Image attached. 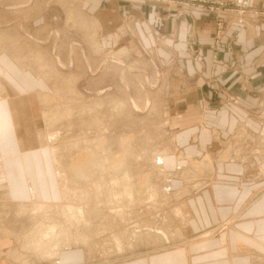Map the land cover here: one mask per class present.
I'll return each instance as SVG.
<instances>
[{"label": "rangeland", "instance_id": "obj_1", "mask_svg": "<svg viewBox=\"0 0 264 264\" xmlns=\"http://www.w3.org/2000/svg\"><path fill=\"white\" fill-rule=\"evenodd\" d=\"M147 1H150V0H134V2H138L140 4H143L144 2H147ZM155 1H159V0H155ZM78 3L80 5L81 1L80 0H13V4H10L8 7L9 8V11H8L9 27H4L6 29L8 28L9 31H2V29L0 28V52L1 53H4V52L8 53L11 56L12 60H15L16 63L19 65V67L22 70L23 69L24 70L28 69L29 71L32 70L31 72L36 76L35 79L29 80V83H30V91L29 92L30 93L26 97V98H28V97L30 98V104H31L30 106H31V112H32V115H31L32 120H31L30 125H29V127H31V130L28 127L27 129L23 130L24 133L22 132L23 133L22 135H24L23 137H25L24 143L25 144L27 143L28 145H30L29 149H30V151L32 153V157H33L34 184L36 183L37 187H43L44 189L48 188L47 185H48L49 180H50V173L47 172L49 169V161H48L47 157H45V152H46L45 148H47V151H48L47 153L49 154L50 153L49 152L50 146L51 147L55 146L56 150H59V149H62L63 147H65L62 149L63 152L61 150H59V152H57V153H60V154L62 153L60 156H62V159L63 158L65 159V160H63L64 164H68V165H64V167L62 168L61 171H63V172H62V174L59 175L60 178H56V186H57L56 192H55V195L53 197V200L49 201V202H52V204H56L54 206V210H52L53 209L52 206L51 207L48 206L49 203H47V205H45L46 207H42V208H40V210H36L37 211L36 212V211L31 210L30 207L33 208V205L30 206L31 204L29 205V207L27 209H26V207L28 205L24 206L21 209V207L19 205V203H21V202H12L11 201L12 199H10L8 197H7L8 202L3 203L0 201V205H1L0 206V210H1L0 216L2 217V219L0 218V222L1 221L5 222V223L1 222L2 224L0 223L1 224L0 229L2 228L1 229L2 232H0V234L2 233V235L0 236V238H2L1 245L6 244V246L4 248L0 249V260L2 261V259H3L5 261H7L8 264H16L19 261H20L19 264H24V261H25L24 256L25 255H27L26 257L28 260L27 259L26 260L28 261L29 264L30 263L31 264H39L41 262H46L47 259L50 258V257L43 258L40 256V254L37 255L35 250L32 251L33 249L32 250L30 249L31 251H29V249H28L29 247H26V246H28V245H26L28 243L24 242L23 237H26V235L28 236L32 230V227L35 228V225L37 223H41L44 221L46 222L47 221L46 219L51 218V216L53 214L52 215H50V214L53 212L55 214L52 217H54L57 220H55L54 218H51L52 221L50 219H48L47 222L58 223L59 215L61 216L60 219H62V213H61V211H58V210H60L59 205L60 206L62 204L64 205L66 202L65 201L66 199H61V198H60V200L58 199V193H59L60 188H61L60 187V181H59L60 179H61V183H64L62 181H67L70 184V186H73V187L75 185H79L78 183L80 181L83 182L82 183L83 185L80 184L79 185L80 187H78V188L74 187V188L76 189L75 192L77 193L78 196L80 195V196L86 197V198H83L84 201L82 199V202H80L81 200L77 201V205H80L84 209V211L87 210L86 208L91 210V208L94 206H95L94 209L95 208H99V210L102 209L101 206H103L104 203L102 202L103 205H101L100 203L95 202V201H98L100 199L99 198L100 196L98 197V199L96 197V194L100 193V191L97 190V188H99V187H97L98 186L97 185L98 180H96L97 176L96 175H95L96 177L92 176V175H94V174H92L90 176V179H88V180H85V179L80 178L78 176V178H79L78 179L77 176H75V174H74L75 172L71 171L69 173L66 171V170H70L69 166L72 164L71 162L76 161V159L74 158L75 156L80 161V162L78 161V163L82 164L81 160L83 157L81 158V156H84V158H83L84 160H86L85 158L87 157V155H88V159H89V157H92L95 155H96V157L97 156L103 157L104 155H108L106 153H108L110 151V149H111V152H109L110 155H113L114 154L113 152L119 153L120 156L115 153L117 158H121V159L123 158V160L126 159L125 161H129V164L127 163L128 168L130 167V169H131V167L134 168L135 166L137 168L139 167L138 169L137 168L132 169L133 172L136 169L138 170L137 172H135L138 174L137 175L138 177H134V176H136V174H134L132 172L134 175L132 174L133 176H132V179L130 181L133 184L132 190L135 192V194H133V196L135 197L134 199H136L139 204L134 202L135 204H137V207L135 205H134L135 208L130 207L132 210L131 211L132 213H130V215H128L129 218H131V216H132L131 214L136 213L135 218H134V216L132 218L137 219L136 215L138 214L139 209H141L140 210L141 216H143L145 214L148 215V212L149 211L151 212V210L155 216L156 215L159 216L161 213V215H160L161 217H162L163 211L166 213L168 212L167 214L163 215L165 217V218L163 217L164 219H169L168 223H167V221L165 222V220L163 218L162 219L164 221H161L162 220L161 217L157 218V216H156L157 219L153 218L154 215L150 212H149L150 217H148V216L146 217V215H145V218H147L146 221H145L144 216L143 217L140 216V212H139V214H138L139 219L141 217L144 220L140 219L143 221H138V222H142V223H138V222H136L137 220H131L130 219L132 221L131 222L129 220V218H127L128 216L126 214L128 212L124 216H121V217L126 216V220H125V218H124V220H123V218H122V220H120L121 217L118 216L119 214H116L119 212L115 213V211H112V210H115L114 209L115 206L109 208V206L107 207L104 205L105 210H104V207L102 210L105 212H103V215H105L106 212L107 213L112 212V214H108L107 217L103 216L104 218L108 219L110 217V219H112L114 217L116 218V216H117V217H119V220H120L119 222L122 221V223L124 222L126 224L125 221H127L126 225L123 224L124 227L127 225L129 226V225L133 224L132 226H130L131 230L132 229L135 230L136 228L139 227L138 230L140 232H142V230L140 229V226H142L144 223H146L149 220H151L152 222L153 221L157 222L154 224V222L152 223L150 221L151 226H149L150 227L149 231H144L145 235H147V236H145V237L142 236V238H144V239H146V241H148V243H146V241H144V239H141V237L140 238L136 237L138 239H134V236H133L132 242L128 241L129 236H128V234L124 233V230L125 229L129 230L130 231L129 233H132L133 230L131 231L130 228H126V227H125V229L124 228L121 229V227H120V229H116V228H119V226L115 225L116 224L114 222V221H116L115 218H114V220L112 219L113 221L109 219L110 221L107 220L108 221L107 222L106 219L101 220V218L102 219H104V218L102 217V212H100V213L97 212V211H99L98 209H96L97 211L91 210L95 214V216H93V217H92V215H94V214H92V212L89 213L90 211L87 210V213H88L87 218H90V217H92L93 219L95 217L97 218V219L95 218V220H94L95 223L92 222L93 219L91 218L92 220L89 221V223L91 222L90 225H83L82 224L81 226H78V228L76 227L73 229L71 228L70 225L67 227L71 228L70 231L71 230L73 231V233L71 232L72 235L74 233H76V230H74V229H77V231H78L77 233H81L82 231H84V232L86 231L85 230L86 228L84 229L83 227H88L87 229L90 231L89 237H91V240L93 239L92 241H94V243L89 242L90 240H86V241H88V243L83 242V240H81L82 241L81 242L79 239V242L82 243L80 245L78 240H76L75 238L78 239L79 236L81 238L82 234L81 235L74 234L72 236V238L74 240H76V242H78V244L76 242H74V240H73V241H71V243L74 242V245L76 243L75 247L71 243H69V244L67 243L69 247L68 246H66V247H68L70 249H72L71 248L72 246H73V248H77V247L83 248L84 250H86L87 255L90 259H92V258H103V259L107 260L109 258H120L122 256H126L130 253L136 252V250L139 248H151V247L155 248V247H159V246H164V245H154V244H165V245H167V244L172 245L173 244V245H176V244L181 243L182 240H186L185 228H186V224L188 222H186V224H184V226H183V237L180 236L181 225L186 220H188L189 215H190V213L188 212V205L184 206L185 199H188L190 197L185 196V195H187L188 192L190 193L191 191H193L192 189H194L199 184L203 183L202 186H200L197 189H200L201 187H203L204 185H207L209 183L210 178H212L214 176V171H215L214 166H215V163L217 161L223 162L225 160V162H226L227 160H230V159H233L235 162L240 161V162H242L241 166H243V172L241 174V176L243 175V177H242V179L240 178L241 180H243L245 182H252L254 180H256V181L260 180V182L264 183V166L262 165V163L264 162V136H261V135L255 133L254 131H251L250 129L245 127L246 124L243 122H238V121L234 122L233 127H235V125H237L236 130L230 135V137L227 140L220 139L219 134L217 135V137H215V134L217 132L214 131L212 134V137H214L215 144L219 145V147L218 146L208 147V148H206V150H203L199 156H193V157L187 156V154L183 153V151H180L179 149H177L176 145H175V139L176 138L174 136V130L171 127L172 123H170V120H168V118L166 117L167 112L169 110L172 111L175 108L173 106V103L170 101L171 98L168 97V95L170 93L166 88L165 68L162 66H159L158 69H155L153 67V65L150 64V60H149L148 55L145 54L142 50H140V49L135 50L134 49L135 50L134 51V50H131V48L126 47L127 45L130 44L131 39L134 38V35H133V32H131V31L129 32V27H128V30L125 31V29H124L125 24L123 26H118L117 28H115V30H113V32H111L110 34H107V35H103L101 33L102 21H100V19L99 20L97 19L99 24L97 23V21L92 20L94 23L93 24L92 21H90L91 20L90 19V20H88L89 22H87L89 25L88 24L86 25L85 24L86 22L83 25V23H81V20H80L81 17L78 16L81 13L78 14L75 11L77 9V6H79ZM250 4H251V2H250ZM187 5L188 4H186V6ZM233 6H234V4H233ZM82 8L83 7L81 6V12L85 13L86 16L88 15V17H92V18L95 17L93 14L88 13L85 9H82ZM220 8L223 9L222 7H220ZM206 9H208V8H206ZM250 9H251V6H249L248 8H245L242 11L240 10L237 12H231L229 10L225 11L224 9H223V11L227 15V17H231L230 20L232 22H234V21L237 23L239 22V23L243 24L244 26L248 22V20L250 23L251 22L256 23V22L262 21L261 19H263L262 16H264V11H259L258 13L254 12L255 14L252 15L251 14L252 12H250ZM261 10H264V8ZM219 12L221 13V11H219ZM83 13H82V15H83ZM241 17L243 18L242 22H240ZM33 18H35V20H33ZM32 21H34V23H36V24L34 25ZM91 23H92V25H91ZM138 25H139V23H138ZM95 26H97V28ZM132 26H133V22L130 23L131 28H132ZM139 29H140V32H142L144 34L145 30H147V25L140 26ZM126 35H128L129 37H127V38L123 37ZM100 37L101 38L109 37V40H107L105 43V41L102 40ZM121 37H122V40H120ZM123 46H125V47H123ZM39 59H41V60H39ZM41 62H43V63L45 62L44 63L45 64L44 65L45 70H47L49 73H51V76L48 77V79H50V80H47L41 76V71H43V70H40L38 67L39 64H41ZM47 67H49V68H47ZM53 70H54V72H53ZM57 72L59 74L58 76H57ZM53 73L56 75L53 76ZM72 85L74 87V90L73 89L70 90ZM75 88H76V93H73L75 91ZM37 92H40L41 94L37 95ZM74 94H76L77 96L80 97L79 98L80 101L77 99L78 97L75 98L76 95L74 96ZM42 95H45L46 100L42 99V98H44ZM3 96H6L8 98L7 100H9L11 98L10 102H12V103H14L16 100L15 95H13L12 97H8V94H2V96L0 97V113L2 115H3V113H2L3 106L5 105L4 104L5 101L2 100V99H4ZM28 99H26V101ZM85 103H89V104H85ZM90 103L93 104V108L91 107L92 105ZM57 104H58V106H57ZM63 106H65V107H63ZM67 106H68V108H67ZM77 106H78V109H77ZM61 107H63L64 109L67 108L68 110L66 109L65 111H67L68 113L65 112L64 115L59 114V110ZM87 107H88V109H87ZM94 107L96 109L98 108L97 109L98 113H97V111H95L96 109ZM114 107H115V109H113ZM53 108H55V109H53ZM64 109H63V111H64ZM263 109H264V106H262L260 109V112L257 113L256 116H254L255 119L260 120V121L263 120L260 118V116H262ZM42 110L44 112H46L47 116L50 117L48 119L49 121L46 120V124L52 127L53 133H54V131L56 132L57 138L54 139L53 141L50 139V138H53V136L51 137L50 133L48 132L51 130L50 129L47 130L45 127H44V129H42V127L44 125L42 127L40 126L39 115H41V118H42V115H43ZM49 111L52 113H48ZM63 111L61 112V110H60L61 113H63ZM91 111L96 112V113L93 114ZM89 112L92 114L90 115ZM69 113H70V115H69ZM99 113H100V115H99ZM52 114L53 115L55 114L54 115L55 118L53 117ZM77 114H79V115H77ZM98 115H99V118H97ZM59 116L62 118H60V120L56 119V118H59ZM91 116H93V117L97 116V117H96V119H92ZM89 117H91V118H89ZM50 119H52L53 121H50ZM89 119H91V120H89ZM95 120L97 123H94ZM87 121H93V122H91L92 123L91 124ZM50 123H52L53 126ZM103 127H104V130L102 129ZM105 129H106V131H105ZM28 131H29V133L27 135V133H25V132H28ZM100 131H101V133L103 131V134H101ZM109 132L111 135L109 134L106 136H109L110 140L108 141L109 138L107 137L108 139L106 141L113 143L114 147L109 145L110 143H108V142H107V147H105V144H106L105 139H102L103 137L100 138L101 136H105V134L109 133ZM49 136H50V138H49ZM95 136L99 137L97 139H100V140L93 138ZM112 136H114V137H112ZM15 137H17L16 140H18L17 134ZM90 137L93 139L90 140L89 139ZM119 137L122 139V141L118 140V139H120ZM21 138L22 137H20V141L22 140ZM111 139H113V140H111ZM71 140H72V142H71ZM31 141H33L34 146L32 145ZM95 141L97 143L104 141V143H105L104 147L105 148L103 150H100L98 148L99 150H97L96 149L97 144L96 143L92 144V142H95ZM81 143H82V148L84 147V151L81 150V153H80ZM86 143H88V144H86ZM10 145H12L11 142H10ZM56 145L59 147H57ZM69 145H71L72 147ZM87 145L90 147V149L87 148ZM60 146H61V148H60ZM112 147L114 149H112ZM139 147L141 148L140 151L137 150V149H139ZM66 148L69 149L70 151L77 149L76 152L77 151H79V152L73 153V152L69 151L70 152L69 153ZM86 148H87V150H86ZM106 148H108V149L105 150ZM64 149H66V150H64ZM93 149H95V150H93ZM126 149H127V151H125ZM89 150H91V151L89 152ZM64 151L68 152V153H66V157H70V156L72 157L73 156L72 157L73 159H71V157H70V159H71L70 162H67L70 160L69 158L64 157L65 156V155H63V154H65ZM85 151L87 154L85 153ZM91 152H93L92 156L90 155ZM124 152H127V154H125ZM72 153H73V155H72ZM88 153H90V154H88ZM131 153H133V154H131ZM67 154H69L70 156H68ZM123 154H124V156H123ZM0 155L3 156L4 154L0 152ZM79 155H81L80 158L78 157ZM125 155H126V157H125ZM140 156H142V157H140ZM226 157H228V158H226ZM129 159H131V160H129ZM86 162H88V160ZM86 162H83V164ZM130 162H132V164ZM133 162H136V163L140 162V164L142 166H140V164L135 165V163H133ZM75 163H73V165ZM159 163H160V165H159ZM53 164H54V162H53ZM130 165H132V166H130ZM157 165H159L160 167ZM64 168H66V169H64ZM143 168H144V170H142ZM210 168H212V169H210ZM206 171H208V172H206ZM65 172L70 174V176L69 175L66 176V180H65V175H67V174ZM160 173H162V174H160ZM193 173H195L196 175ZM61 175H62V178H61ZM140 175H142V176H140ZM91 177H92V179H91ZM167 177H168V179H167ZM195 177H196V179H195ZM74 178H76V179H74ZM93 178L94 179L96 178L95 179L96 181L93 180ZM138 178H139V180H138ZM201 178H204V179H201ZM77 179L79 181H76ZM80 179H82V180H80ZM83 180L87 181L86 184L89 183V181H90L89 185L84 184L85 181H83ZM92 180H93V183H92ZM138 183H141V184H138ZM192 183H194V184H192ZM92 184L93 185L96 184V186L95 185L92 186ZM158 184L161 186V187L159 186L160 188L157 187ZM89 186H90V188H89ZM190 186H191V188H190ZM82 187H85V188H82ZM92 187H95V188H92ZM153 187H155V188H153ZM163 187L166 188V192L164 191L166 194L165 193L163 194V190H165V188H163ZM187 188L188 189L190 188L189 189L190 191H186L184 193V190ZM87 189H88V191H87ZM94 189H96V190H94ZM197 189H194V191ZM84 190H86V191H84ZM154 190L155 191L160 190V193L162 191L161 194H159V192H157V195H159V196L155 195L158 200L157 199L156 200L148 199V196ZM80 191L82 193L85 192L87 194L90 191V194L83 195L85 193L81 194ZM78 192H79V194H78ZM92 192L93 193L96 192V194L93 195ZM76 193L73 196L68 197V198L72 197L69 200H71V202H72V199H73L72 203H74V204L76 203L75 201L77 199V198H75ZM102 194H104V193H101V196H102ZM167 194H170L169 196L172 198H170ZM98 195H100V194H98ZM94 196H95V198H94ZM103 196L101 197L102 198L101 200H103ZM59 197H60V195H59ZM162 197H168L171 199V201H170V199L168 200V198H166L167 200H165V201H167V202H165L164 201L165 198H163L162 200L160 199ZM93 198L97 199V200H94ZM62 200H63V202H62ZM101 200H99V201L101 202ZM253 200L254 199H252L251 202ZM93 201L97 204H95ZM130 201L128 203L133 206L134 203H132V201L131 202ZM9 202H12L13 204L9 203ZM55 202H59V203H55ZM89 202L90 203L93 202L95 205H93V203H92L91 204L92 206H91L90 204H88ZM156 202H159V203H156ZM60 203H62V204H60ZM152 203H154L155 205L153 206ZM166 203H168L167 204L168 208L167 207L163 208L164 205L166 206ZM10 204L11 205L15 204L16 207L14 206L12 209L15 210L17 208V210H19V211L10 210L12 206L11 207L6 206V205H10ZM25 204H28V203H25ZM52 204H49V205H52ZM99 204H100V206H99ZM97 205L99 207H96ZM144 205H146V206L143 208ZM147 205H149V206L147 207ZM150 205L153 207L151 208ZM157 205H159V206H157ZM56 206H58V207H56ZM18 208H20V209H18ZM46 208L48 209V211ZM106 208L109 209L110 212H108L109 210H107ZM23 209H25V210H23ZM161 209L163 211L160 212L159 210H161ZM165 209L167 211H165ZM4 210H6V211H4ZM8 210L10 212H12V211L13 212L10 213V212H8ZM20 210H22V211H20ZM134 210H136V212ZM143 210H147L146 211L147 213ZM49 211H50V213H49ZM142 211H143V213H142ZM158 211H159V213L157 214ZM96 212H97V215H96ZM3 213H5V214H3ZM6 213H9V214L7 215ZM35 213H37V215L34 216ZM113 213L116 216H113ZM17 214L19 215V217L16 218L15 216H18ZM13 215H15V216H13ZM28 215H30V216L33 215V216L29 217ZM38 215L40 217L44 216L43 219H42V217L40 219H38V217H37ZM88 215L90 217H88ZM167 215H169V216H167ZM7 216L9 218L11 217V219H8ZM12 216L15 217V219ZM20 216L22 217V219L20 218ZM24 216H25V218L27 216L26 221H25V218H23ZM56 216H57V218H56ZM236 216H237L236 214L233 215V217H236ZM28 217L32 218L30 222H32V220H33L31 225L34 223V220L36 218V221L32 227L29 224V220H27V219H29ZM33 217H35V218L33 219ZM5 219H7L8 221ZM116 219H118V218H116ZM159 219H160V221H159ZM40 220H41V222H39ZM99 220L102 222L106 221V223L108 225L111 221L114 222L113 224L109 225V227H107L108 228L107 230L104 228V230H106V231H109V232L111 231L112 232V233H110L111 235L107 234L108 232H106L104 230H101L102 233L99 232L100 227L98 228L97 226H101V229H102V225L104 224V222L102 223ZM9 222L13 223V225L9 224ZM96 222L102 223V225H99V223H96ZM119 222H117V224H119ZM134 222L139 226L137 227L136 224H134ZM24 223L28 224V226L25 225ZM93 223L97 224V225H95L94 229L91 228V225H93ZM130 223H132V224H130ZM161 223H162V225H161ZM150 224H148V225H150ZM165 224H167V225H165ZM29 225H30V227H29ZM104 225H103V227H106V225L105 226ZM120 225H121V223H120ZM110 226H112L114 229L117 230L116 231L117 233L114 232L116 235L113 234L114 230ZM133 226H136V227L133 228ZM20 227H21V229H19ZM25 227H26V229H30V231L26 230ZM96 227L99 229V230H97L99 232V235H96L94 237V234L95 233L98 234V233L96 231L93 234V233H91V231L92 230L95 231L97 229ZM4 228L12 231V233L8 232V231L4 232L3 231ZM17 228L20 231L19 232L17 230L19 235H17L18 233L15 230ZM110 228H111V230H110ZM59 229H61V227ZM81 229H82V231H81ZM14 230L17 234L14 232ZM23 230H24V232L27 231L26 234H24L23 232L21 233V231H23ZM119 231H122V232L120 233ZM87 232H85V233H87ZM160 232L161 233L163 232L162 234H164V236L166 238L160 237L162 235L157 234ZM164 232L167 234L165 235ZM3 233H5V234H3ZM122 233L125 234V237H122V236H124V234L121 235V239H123L122 242L128 241L131 243L135 242L134 244H136V246L134 244H132V245H134L133 247H135V248H131L132 245H130L129 243H126L127 245H126V247L124 245V247L126 248L125 250H127L126 251L127 253L124 252L125 250H122V252L119 253L120 251H118L116 249V244L111 243V242H115L113 240V238H110L111 236L117 237V236H120V234H122ZM6 234H10V235L4 236ZM91 234L93 235V237L91 236ZM106 234H107V241H105L106 239L104 240V238H106V237L103 238V236H105ZM12 235H15V237H13ZM16 236L21 237L22 241L20 242V240H17ZM86 237H88V235H86ZM98 238L99 239L101 238V241ZM179 238H181V239H179ZM14 239L17 240V242H16L17 245L15 244L14 241H16V240H14ZM96 239H98L97 240L98 242L96 241L97 243H95ZM111 239H112V241H111ZM133 240H137V242H140V243L138 244V243H136V241H133ZM102 241L109 242V243L105 244V242H102ZM124 242H123V244H125ZM18 243H19V245H18ZM22 243H25V244H22ZM91 243L94 245H92ZM99 243H101V245H99ZM103 243L105 244L104 246L102 245ZM20 244H22L24 246H22ZM67 244H65V245H67ZM84 244H87V245L84 246ZM95 244H97V245H95ZM109 244H110V246L113 245V246H111V248L113 247V249H115L117 251L113 252L112 249H110V250L109 249H106V250L103 249L104 247L105 248L109 247ZM95 246H97V248H99V246H100V249H97ZM101 246H103V247H101ZM127 246H131V247H128V248H131L130 249L131 252L127 248ZM24 247L26 249H23ZM90 247H92V249ZM64 249H66V248L63 247V248L59 249V251L56 254V257H51L49 260L58 259L60 256L59 254ZM107 250H109L111 252L110 254H112V255H110L108 253L109 251L107 252ZM30 252L31 253L33 252L35 255L34 256H32V254L30 255ZM7 253L11 254L9 259L7 258V255H8ZM19 253H20V257L15 258V257L19 256ZM23 253L25 255H23ZM113 253H114V255H113ZM5 254H7V255H5ZM28 255H30L29 257H31V258H29ZM35 256L37 258H35ZM12 258H14V259H12ZM21 258L24 259V261H21ZM33 258H35V260ZM41 258L44 260L39 262L38 260H41ZM10 259H12V260H10ZM15 259L17 262L14 261ZM18 259H19V261H18ZM13 262H16V263H13ZM21 262H23V263H21ZM28 263L25 262V264H28Z\"/></svg>", "mask_w": 264, "mask_h": 264}, {"label": "crops", "instance_id": "obj_2", "mask_svg": "<svg viewBox=\"0 0 264 264\" xmlns=\"http://www.w3.org/2000/svg\"><path fill=\"white\" fill-rule=\"evenodd\" d=\"M80 1L77 6L80 11L82 6L95 16L92 19L102 21L103 35L125 24V31L129 27L134 35L126 47L142 50L155 69L165 68L168 97L175 108L166 117L172 123L177 149L193 157L208 147H219L213 132H217L215 137L219 134L220 139L227 140L236 130L235 121L264 136V109L260 116L263 120L254 118L264 106V16L262 21L248 20L244 26L232 22L220 7L214 10L202 7L204 0H150L143 4L134 0ZM250 1L252 15L264 11L261 10L264 0ZM10 4L13 0H0L2 31H9L4 27H9ZM138 23L147 25L144 34ZM101 39L106 43L109 37ZM35 77L28 69L22 70L8 53L0 54L3 87L0 95L16 96L14 103L3 96V115L0 113V152L4 154L0 155V200L3 202H8L7 197L21 203L52 201L56 192L47 148V172L52 180L45 190L34 184L33 157L22 135L32 120L30 98L26 97L30 93L29 80ZM39 119L42 127L41 115ZM25 133L28 135L29 131ZM241 163L233 159L217 161L209 183L197 189L201 183L194 188L197 190L186 195L190 197L185 199L190 215L181 225L183 237V226L188 222L186 240L181 243L154 244L164 246L139 248L126 256L107 260L90 259L80 247L68 248L62 250L57 260L39 264H264V183L241 180ZM1 240L0 249L6 246L1 245ZM0 264L8 263L2 259Z\"/></svg>", "mask_w": 264, "mask_h": 264}, {"label": "bare ground", "instance_id": "obj_3", "mask_svg": "<svg viewBox=\"0 0 264 264\" xmlns=\"http://www.w3.org/2000/svg\"><path fill=\"white\" fill-rule=\"evenodd\" d=\"M241 1V0H240ZM243 1V0H242ZM246 5H243V3L242 4H240L239 6H240V8H248L249 7V4H250V0H245V1H243ZM248 5V6H247ZM66 6V5H65ZM74 7V6H73ZM76 7V6H75ZM244 9H242V10H244ZM241 10V11H242ZM78 14L79 13H81L80 15H78V16H80L81 17V23H83V25H84V23L87 25L88 23L87 22H89L88 20H90V21H92V20H94V19H92V17L90 18V17H88V16H86V14L85 13H83V15H82V12L78 9V7H77V9L75 10ZM240 22H242V20H243V18L241 17L240 18ZM92 23H93V21H92ZM92 23H91V25H92ZM98 23V22H97ZM96 23V24H97ZM94 24V23H93ZM95 24V25H96ZM89 25V24H88ZM96 28H97V26H95ZM99 28V27H98ZM93 35V34H92ZM95 44V43H94ZM101 47V46H100ZM3 50V49H2ZM98 50V49H97ZM13 55V54H12ZM15 57V56H14ZM38 58V57H37ZM17 60V59H16ZM39 60H41V59H39ZM20 63V62H19ZM45 63V62H44ZM43 62H41V64H39V69L40 70H43V71H41V76L43 77V78H45V79H47V80H50V79H48V77H50L51 76V73H49L47 70H45V67H44V64ZM47 68H49V67H47ZM30 71H32V70H30ZM53 72H54V70H53ZM60 73V72H59ZM56 74H54L53 73V76H55ZM59 74H58V72H57V76H58ZM62 75V74H61ZM60 77V76H59ZM52 81V80H51ZM52 83V82H51ZM60 85V84H59ZM56 87V86H55ZM72 87H73V85H72ZM71 87V89L70 90H74V87L72 88ZM0 89H3V87L1 86V84H0ZM58 90V89H57ZM69 90V91H70ZM72 92V91H71ZM73 93H76V88H75V91L73 92ZM1 95H2V93H1ZM1 95H0V97H1ZM76 94H74V96H75ZM44 98H42V99H44V100H46L45 98V95H42ZM78 97V98H77ZM75 98H77L78 100H79V96H77L76 95V97ZM83 98V97H82ZM41 99V100H42ZM80 101V100H79ZM85 104H89V103H85ZM91 105V107L93 108V104L92 103H90ZM60 105V104H59ZM57 106H58V104H57ZM79 106V105H78ZM78 106H77V109H78ZM89 106V107H90ZM113 106V105H112ZM63 107H65V106H63ZM63 107H61L60 108V110H61V112L63 111ZM90 107V108H91ZM56 108V107H55ZM55 108H53V109H55ZM58 108V107H57ZM63 108V109H62ZM67 108H68V106H67ZM66 108V109H67ZM74 108V107H73ZM95 108V107H94ZM66 109H64V111H63V113H61L60 112V110H59V114H63L64 115V113L65 112H67V111H65ZM71 109V108H70ZM75 109V108H74ZM87 109H88V107H87ZM96 109V108H95ZM98 109V108H97ZM97 109L95 110V111H97ZM101 109V108H100ZM99 109V110H100ZM113 109H115V107L113 108ZM68 110V109H67ZM72 110V109H71ZM90 110V109H89ZM79 111V110H78ZM81 111V110H80ZM102 111V110H101ZM112 111V110H111ZM42 112H43V115H42V125H44L43 127H45L47 130L48 129H50L51 131H48L49 133H50V136L52 137L53 136V138H50V136H49V138L53 141L54 139H56L57 138V135H56V132L54 131V133H53V129H52V127L51 126H49V125H47L46 124V120L47 121H49L48 119L50 118L49 116H47V114H46V112H44L43 110H42ZM92 112V111H91ZM113 112V111H112ZM48 113H52V112H48ZM68 113V112H67ZM71 113V112H70ZM70 113H69V115H70ZM90 113V112H89ZM93 114L94 113H96V112H92ZM92 113H90V115L92 114ZM97 113H98V111H97ZM101 113V112H100ZM100 113H99V115H100ZM263 114H264V112H263ZM53 115V114H52ZM51 115V116H52ZM55 115V114H54ZM53 115V117L55 118V116ZM77 115H79V114H77ZM99 115H98V117L97 118H99ZM58 116V115H57ZM61 116V115H60ZM59 116V118H56V119H58V120H60V118H62V117H60ZM92 117V119H96V117H93V116H91ZM91 117H89V118H91ZM89 120H91V119H89ZM50 121H53L52 119H50ZM102 121V120H101ZM87 122H89V123H91V122H93V121H87ZM99 122V121H98ZM44 123V124H43ZM94 123H97L96 122V120H95V122ZM51 125H52V123H50ZM92 124V123H91ZM103 125V124H102ZM50 128H49V127ZM53 126V125H52ZM103 130H104V127L102 128ZM105 131H106V129H105ZM241 131V130H240ZM100 133H101V131H100ZM105 133V132H104ZM101 134H103V131H102V133ZM110 134V132L109 133H106L105 134V136H101L100 138H102V139H105V141L109 138V136H106V135H109ZM111 135V134H110ZM113 135V134H112ZM106 137V138H105ZM108 137V138H107ZM112 137H114V136H112ZM86 138V137H85ZM93 138H95V139H97V138H99V137H93ZM93 138H89L90 140L91 139H93ZM120 138V137H119ZM79 139V138H78ZM101 139V140H102ZM118 139V138H117ZM97 140H100V139H97ZM96 140V141H97ZM110 140V138L108 139V141ZM111 140H113V139H111ZM118 140H121L122 141V139L120 138V139H118ZM92 142V144H97L96 145V149L97 150H103L105 147H107V142L108 141H106V144L104 143V141H102V142H100V143H97V142ZM71 142H72V140H71ZM86 142V141H85ZM91 142V141H90ZM108 143H110L109 145H111V146H113V143H111V142H108ZM66 144V143H65ZM86 144H88V143H86ZM85 144V145H86ZM90 144V143H89ZM104 144H105V147H104ZM53 145V144H52ZM84 145V146H85ZM57 146V145H56ZM64 146V145H63ZM69 146H71V145H69ZM57 147H59V146H57ZM72 147V146H71ZM92 147V146H91ZM114 147V146H113ZM112 147V149H114ZM60 148H61V146H60ZM63 148H65V147H63ZM62 148V149H63ZM87 148H89L90 149V147L87 145ZM87 148H86V150H87ZM94 148V147H93ZM99 148V149H98ZM62 149H59V150H61L62 151ZM67 149V148H66ZM66 149H64V150H66ZM75 149V148H74ZM108 148H106L105 150H107ZM59 150H56V147L55 146H50V148H49V157L51 158L50 160V162H52V174H51V178H53V181L54 180H56V178H60L59 177V175L60 174H62V172L63 171H61L62 170V168L64 167V165H68V164H64V162H63V160H65L64 158L62 159V156H60L61 154L60 153H57V152H59ZM68 150V152L70 151L69 149H67ZM77 150V149H76ZM76 150H71L70 152H76ZM81 150H83L84 151V147L82 148V143H81V147H80V153H81ZM93 150H95V149H93ZM96 150V151H97ZM104 150V151H105ZM119 150V149H118ZM137 150H141V148L139 147V149H137ZM52 151V152H51ZM56 151V152H55ZM91 150H89V152H90ZM115 151V150H114ZM117 151V150H116ZM120 151V150H119ZM125 151H127V149L125 150ZM63 152V151H62ZM67 151L65 152L64 151V153L65 154H63V155H65L64 157L65 158H69L70 159V155L69 154H67L68 156H70V157H66V153H68ZM69 152V153H70ZM77 152H79V151H77ZM76 152V153H77ZM102 152V151H101ZM106 152V151H105ZM108 152V151H107ZM109 152H111V149H110V151ZM109 152L108 153H106V154H108V155H104L103 157H101V156H97L96 157V155L95 156H92V154H93V152H91V154L90 153H88V154H90L92 157H89V159H88V155H87V157L85 158L86 160H84L83 158H84V156H81V155H79L78 157L80 158V156H81V158H82V160H81V162H82V164L81 163H78V159L76 158V156L74 157L75 159H76V163L75 162H71L72 164L69 166V168H70V170H66L67 172H71V171H73V172H75L74 174H75V176H77V178H78V176L80 177V178H83V179H85V180H88V179H90V176L92 175V174H94V175H92V176H97V179L96 180H98L97 181V187H99V188H97V190L98 191H100V193H98V194H100V195H98V194H96V192H92L93 193V195L94 194H96V197H97V199H98V197L100 198L99 200H101L102 198V196H103V200H101V202L98 200V201H95V202H97V203H100L101 205H103L102 204V202L104 203V205L105 206H109V208H111V207H113V206H115L114 207V209L115 210H112V211H115V213L116 212H119V213H116V214H119L118 216H124L127 212V216L128 215H130V213H132L131 211V208H133L134 207V205L137 207V204H139L138 203V201L136 200V199H134L135 197L133 196V194H135V192L132 190V186H133V184L130 182L131 181V179H132V176L134 175V174H136V176H134V177H138L137 175V173H135V172H137L138 170V168L135 166L134 168H137L134 172H133V170L132 169H134V168H132L131 167V169H130V167L128 168V164H129V161H125V160H123V158L121 159V158H117V156H116V154H118L119 156H120V154L119 153H116V152H113L112 154L113 155H110L109 154ZM52 153V154H51ZM73 153H72V155H73ZM75 153V154H76ZM79 153V154H80ZM85 153H86V151H85ZM97 153V152H96ZM100 153V152H99ZM125 154H127V152H124ZM87 154V153H86ZM129 154V153H128ZM131 154H133V153H131ZM143 154V153H142ZM51 155V156H50ZM102 155V154H101ZM239 155V154H238ZM123 156H124V154H123ZM145 156V155H144ZM73 157V156H72ZM71 157V159H73ZM125 157H126V155H125ZM140 157H142V156H140ZM245 157V156H244ZM226 158H228V157H226ZM53 159V160H52ZM71 159L69 160V161H67V162H70L71 161ZM136 159V158H135ZM141 159V158H140ZM247 159V158H246ZM88 160V162H86ZM129 160H131V159H129ZM225 161V160H224ZM247 161V160H246ZM245 161V162H246ZM53 162H54V164H53ZM66 162V163H67ZM80 162V161H79ZM83 162H86V163H84L83 164ZM137 162V161H136ZM136 162H133V163H135V165L137 164V165H139L140 164V162H138V163H136ZM160 162V161H159ZM73 163H75L74 165H73ZM128 163V164H127ZM131 164H132V162H130ZM161 163V162H160ZM160 163H159V165H160ZM159 165H157V166H159ZM130 166H132V165H130ZM140 166H142L141 164H140ZM156 166V167H157ZM160 167V166H159ZM162 167V166H161ZM141 168V167H140ZM64 169H66V168H64ZM189 169V168H188ZM210 169H212V168H210ZM132 170V171H131ZM142 170H144V168L142 169ZM141 170V171H142ZM161 170V169H160ZM140 171V170H139ZM211 171V170H210ZM134 174H133V173ZM186 172V171H185ZM206 172H208V171H206ZM212 172V171H211ZM66 173V172H65ZM166 173V172H165ZM64 174V173H63ZM67 175H65V180H66V176H70V174H68V173H66ZM72 174V173H71ZM133 174V175H132ZM160 174H162V173H160ZM167 174V173H166ZM193 174H195V173H193ZM196 175V174H195ZM212 175V174H211ZM64 176V175H63ZM74 176V175H73ZM95 176V177H96ZM140 176H142V175H140ZM25 177V176H24ZM133 177V178H134ZM187 177V176H186ZM61 178H62V175H61ZM142 178V177H141ZM189 178V177H188ZM74 179H76V178H74ZM79 179V178H78ZM76 180V181H79V180ZM91 179H92V177H91ZM94 178H93V180H95ZM167 179H168V177H167ZM195 179H196V177H195ZM194 179V180H195ZM201 179H204V178H201ZM50 180H52V179H50ZM64 180V179H63ZM80 180H82V179H80ZM85 180H83V181H85ZM93 180H92V183H93ZM95 180V181H96ZM138 180H139V178H138ZM141 180V179H140ZM193 180V181H194ZM60 181V191H59V195H60V197L58 196V199L60 200V198L61 199H66L65 201V204L63 205L62 203H60V204H62L61 206L59 205V207H60V210H58V211H61V213H62V219H60V215H59V219H58V223H56V222H47L48 221V219H50L51 220V218H54V217H52L55 213L53 212V213H51L50 215H52L51 216V218H48V219H46L47 221L44 223V222H41V220L43 219V217H42V219L39 221V222H41V223H37L36 225H35V228H33L32 226H33V224L35 223V221H36V218L35 217H33V219L35 218V220H34V223L31 225V223L33 222V220H32V222H30L31 221V219L32 218H29V217H31V216H33V215H28L29 217V219H27V220H29V224L31 225V227H32V230H31V234L29 233V235L27 236L26 235V237H23V240H24V242L25 243H28V244H26V245H28V246H26V247H29L28 249H29V251H31L32 249V251H34L35 250V252H36V254L38 255V254H40V256L41 257H43V258H47V257H56V254H57V252L59 251V249H61V248H63V247H65L66 249L69 247L68 246V244L69 243H71V241H73L74 239L72 238V236L74 235V234H79V235H81L82 237L80 238V236H79V238L77 239V238H75L76 240H78V242H79V239H80V241L81 240H83V242H87L88 243V241H86V240H90L89 242H92V243H94V241H92L91 240V237H89L90 235V231L87 229L88 227H83L86 231L85 232H87V233H85L84 231H82V229H81V231L84 233H77L78 231H77V229H74V230H76V233H74L73 235H72V233H73V231L71 230L70 231V229L72 228H78V226H81L82 224L83 225H90L91 224V222L89 223V221H91L93 218V216H95V214L91 211V210H96V209H98L99 210V208H95L94 209V207H90L91 208V210L90 209H88V208H86L88 211H90L89 213H91L92 212V214H94V215H92V217H90L89 215H88V217H90V218H87V210L86 211H84V209L80 206V205H77V201H80V202H82V199L83 198H86L85 196H78L77 195V193L75 192L76 191V189L74 188V187H80L79 185L81 184V185H83L82 183V181H80L78 184L79 185H75L74 187L73 186H70V184L67 182V181H62V182H64V183H61V179L59 180ZM75 181V182H76ZM165 181V180H164ZM86 182L87 181H85L84 182V184H86ZM157 182V181H156ZM188 182V181H187ZM16 183V182H15ZM74 183V182H73ZM89 183H90V181H89ZM89 183H87L86 185H89ZM152 183V182H151ZM165 183V182H164ZM138 184H141V183H138ZM153 184V183H152ZM192 184H194V183H192ZM74 185V184H73ZM95 186H96V184H94ZM93 184H92V186H94ZM155 185V184H154ZM153 185V186H154ZM200 185V184H199ZM91 186V185H90ZM90 186H89V188H90ZM160 185L158 184L157 185V187L158 188H160L159 187ZM165 186V185H164ZM87 187V186H86ZM138 187V186H137ZM184 187V186H183ZM15 188V187H14ZM82 188H85V187H82ZM88 188V187H87ZM92 188H95V187H92ZM153 188H155V187H153ZM157 188V189H158ZM163 188H165V187H163ZM185 188V187H184ZM190 188H191V186H190ZM189 188V189H190ZM81 189V188H80ZM79 189V190H80ZM188 189V188H187ZM187 189H185L184 190V193L186 192V191H190L189 189L187 190ZM46 190V189H45ZM56 190V189H55ZM90 190V189H89ZM94 190H96V189H94ZM93 190V191H94ZM156 190V189H155ZM152 191L151 192V194L148 196V199H152V200H156L157 198H156V196H159V195H157V192H159V194H161L162 193V191H161V193H160V190L159 191ZM192 190H194V189H192ZM41 191H42V189H41ZM84 191H86V190H84ZM87 191H88V189H87ZM166 192V188H165V190H163V194ZM43 192V191H42ZM41 192V193H42ZM76 193V197L75 198H77L76 199V203L74 204V203H72L73 202V199H72V202H71V200H69V199H71V198H68V197H70V196H73L74 194ZM80 193L81 194H83V193H85V192H81L80 191ZM91 193V194H92ZM101 193H104V194H102V196H101ZM8 194V193H7ZM78 194H79V192H78ZM88 194H90V191H89V193ZM87 193H85V194H83V195H88ZM166 194V193H165ZM174 194V193H173ZM187 194H189V192L187 193ZM29 195V194H28ZM41 195V194H40ZM156 195V196H155ZM168 196L170 195V194H167ZM172 195V194H171ZM155 196V197H154ZM186 196V195H185ZM11 197V196H10ZM89 197V196H88ZM170 197V196H169ZM182 197V196H181ZM29 198V197H28ZM42 198H44V197H42ZM47 198H48V196H47ZM94 198H95V196H94ZM93 198V199H94ZM163 198H165L164 199V201L165 200H167L166 198H168V197H162V198H160L161 200L163 199ZM170 198H172V197H170ZM170 198H168V200L170 199ZM186 198V197H185ZM5 199V198H4ZM11 199V198H10ZM20 199V198H19ZM97 199H94V200H97ZM70 202H69V201ZM75 200V199H74ZM132 201V203H134V202H136L137 204H133V206L131 205V204H129L128 202L129 201ZM135 200V201H134ZM158 200V199H157ZM181 200V199H180ZM1 202H3L2 200H0ZM83 201H84V199H83ZM130 201V202H131ZM163 201V202H164ZM170 201H171V199H170ZM174 201V200H173ZM18 202V201H17ZM30 202V201H29ZM62 202H63V200H62ZM79 202V203H80ZM94 202V201H93ZM93 202H89L88 204H92ZM94 202V203H95ZM165 202H167V201H165ZM185 202V204H184V206L185 205H187L186 204V201H184ZM4 203V202H3ZM47 203H49V204H52V202H49V201H46V199H45V201L42 199V200H34V201H32L31 203H28V204H25V203H19V205H20V207H21V209L24 207V206H27L26 207V209L29 207V205L30 206H32L33 205V208L32 207H30L31 208V210H33V211H36V210H40V208H42V207H46L45 205H47ZM55 203H59V202H55ZM78 203V204H79ZM93 203V205H95V204H97V203H95L94 204ZM106 203V204H105ZM150 203V202H149ZM156 203H159V202H156ZM8 204V203H7ZM13 204V203H12ZM16 204V203H15ZM15 204L14 205H6V206H12L11 207V209L10 210H14V209H12L14 206H15ZM48 204V206H52L53 207V209L52 210H54V206L56 205V204H52V205H49ZM100 204H99V206H100ZM153 204V206L155 205L154 203H152ZM151 204V205H152ZM165 204V203H164ZM167 204L168 203H166V206L164 205V207L163 208H165V207H167ZM58 205V204H57ZM82 205V204H81ZM85 205V204H84ZM83 205V206H84ZM101 206L102 207V209H103V207H104V210H105V206ZM150 205V206H151ZM163 205V204H162ZM1 206V205H0ZM92 206V205H91ZM98 205L96 206V207H99ZM140 206V205H139ZM146 205H144L143 206V208L145 207ZM149 205H147V207H148ZM153 206H151V208L153 207ZM157 206H159V205H157ZM7 207V208H8ZM16 207V206H15ZM56 207H58V206H56ZM131 207V208H130ZM161 207V206H160ZM135 208V207H134ZM168 208V207H167ZM18 209H20V208H18ZM47 209V208H46ZM102 209H100L99 211H97V212H102V217L103 216H105V217H107L108 216V214H112V212H110V210L109 209H107V210H109L108 212H110V213H105V215H103V212H105V211H103ZM113 209V208H112ZM150 209V208H149ZM148 209V210H149ZM156 209V208H155ZM159 209V208H158ZM15 210H17V208L15 209ZM14 210V211H15ZM23 210H25V209H23ZM29 210V209H28ZM102 210V211H101ZM140 210L141 209H139V212H140ZM151 210V209H150ZM1 211V210H0ZM4 211H6V210H4ZM3 211V212H4ZM17 211H19V210H17ZM20 211H22V210H20ZM42 211V210H41ZM47 211H48V209H47ZM135 212H136V210H134ZM143 211H147V210H143ZM143 211H142V213H143ZM160 212L161 211H163L162 209L161 210H159ZM159 211L157 212V214L159 213ZM165 211H167L166 209H165ZM8 212H10L9 210H8ZM13 212V211H12ZM12 212H10V213H12ZM27 212V211H26ZM37 212V211H36ZM97 212H96V215H97ZM138 212V211H137ZM139 212H138V214H139ZM150 212V211H149ZM149 212H148V215L147 214H145L146 215V217L148 216V217H150L149 216ZM15 213V212H14ZM49 213H50V211H49ZM60 213V214H61ZM147 213V212H146ZM150 213H152V210H151V212ZM168 213V212H167ZM166 212H164L163 211V214H162V217L160 216L161 215V213H160V215L158 216V215H156L157 216V218H160L161 217V219L164 217L163 215H165V214H167ZM3 214H5V213H3ZM7 215L9 214V213H6ZM59 214V213H58ZM122 214V215H121ZM134 214V215H133ZM133 214H131L132 216H131V218H129V216L127 217V218H129V220L131 219V220H137L136 222H138V221H143L144 219L143 218H141V217H143L144 216V218H145V215H143V216H141V212H140V219H143V220H140L139 219V216H138V214L136 215L137 217V219H134L135 218V214L136 213H133ZM153 214V213H152ZM11 215V214H10ZM18 215V214H17ZM22 215V214H21ZM35 215H37V213H35L34 214V216ZM46 215V214H45ZM49 215V214H48ZM47 215V216H48ZM101 215V214H100ZM151 215V214H150ZM154 215V214H153ZM152 215V216H153ZM13 216H15V215H13ZM12 216V217H13ZM113 216H116V215H114V213H113ZM112 216V217H113ZM134 216V218H132ZM156 216L154 215L153 216V218H156ZM167 216H169V215H167ZM8 217V216H7ZM16 218L17 217H19V215L18 216H15ZM15 217H13L14 219H15ZM38 217V219H40L41 217L38 215L37 216ZM46 217V216H45ZM0 218L2 219V217L0 216ZM20 218L22 219V217L20 216ZM19 218V219H20ZM23 218H25V216L23 217ZM26 218H27V216H26ZM26 218H25V221H26ZM56 218H57V216H56ZM92 218V219H91ZM96 218V217H95ZM95 218L93 219V221L92 222H94L95 223ZM101 218V217H100ZM104 218V217H103ZM115 218V217H114ZM114 218H112L113 220H114ZM116 218H118V219H116ZM116 218H115V220L116 221H114L116 224L115 225H117V226H119V228H116V229H120V227H121V229L122 228H124L125 229V227L126 228H130V230H131V227L130 226H132L133 224L132 223H130V224H132V225H127V226H125L124 227V225H126L127 224V221H125L126 222V224L123 222L122 223V221L121 222H119L120 220H122V218H123V220H124V218H125V220H126V216L125 217H121V219L119 220V217H117L116 216ZM156 218V219H157ZM165 218V217H164ZM163 218V219H164ZM167 218V217H166ZM8 219H11V217L9 218L8 217ZM55 219V218H54ZM90 219V220H89ZM97 219V218H96ZM106 219V221L107 220H109L110 219V217L107 219V218H104V219H102L101 218V220H105ZM112 219H110V220H112ZM146 219L147 218H145V221H146ZM151 219V218H150ZM161 220V221H164L165 220V222L167 221V223H168V221H169V219H164V220ZM171 219V218H170ZM5 220H7V219H5ZM55 220H57V219H55ZM54 220V221H55ZM109 220V221H110ZM112 220V221H113ZM118 220V221H117ZM130 220V221H131ZM149 220V219H148ZM153 220V219H152ZM155 220V219H154ZM8 221V220H7ZM15 221V220H14ZM38 221V220H37ZM52 221V220H51ZM100 221V220H99ZM106 221L104 222V224L106 225L107 223H106ZM111 221V222H112ZM150 221L151 220H149V221H147L146 223H144L142 226H140V229L142 230V232H140L138 229H139V225H137L135 222H134V224H136V226L138 227V228H136L135 230H131L132 231V233H129L130 231L129 230H127V229H125L124 230V233H126V234H128V241H131L132 242V239H133V236H134V239H138V238H136V237H141V239H144V238H142V236L143 237H145V236H147V235H145V233H144V231H149V226H151V224H150ZM156 221V220H155ZM159 221H160V219H159ZM158 221V222H159ZM171 221V220H170ZM1 222H4V221H1ZM0 222V223H1ZM100 222H102V221H100ZM102 222V223H103ZM108 222V221H107ZM109 223V225H111V224H113L114 222H112V223ZM117 222H119V224H117ZM132 222V221H131ZM149 222V223H148ZM152 222V221H151ZM154 222V221H153ZM152 222V223H153ZM5 223V222H4ZM89 223V224H88ZM93 223V225H91V228L92 229H94L95 228V225H97V224H94ZM96 223H99V222H96ZM102 223H99V225H102ZM120 223H121V225H120ZM129 223V222H128ZM138 223H142V222H138ZM150 224V225H148V224ZM155 223H157V222H154V224ZM2 224V223H1ZM0 224V225H1ZM9 224H11V225H13V223H11V222H9ZM21 224V223H20ZM23 224V223H22ZM25 225H27L28 226V224H26V223H24ZM103 224V225H104ZM124 224V225H123ZM30 225H29V227H30ZM71 226V228H69V227H67V226ZM103 225H102V229H101V226H97L98 228L100 227V230L97 228L95 231L94 230H92L91 231V233H95L97 230H99V232L100 233H102L101 232V230H104V228L107 230L108 228L107 227H109V225L107 226L106 225V227H103ZM104 225V226H105ZM114 225V226H115ZM157 225V224H156ZM161 225H162V223H161ZM160 225V226H161ZM164 225V224H163ZM165 225H167V224H165ZM93 226V227H92ZM113 226V225H112ZM112 226H110V227H112ZM136 226H133V228L134 227H136ZM153 226V225H152ZM17 227V226H16ZM61 227V229H59ZM116 227V226H115ZM28 228V227H27ZM58 228V229H57ZM90 228V227H89ZM2 229V228H1ZM0 229V230H1ZM19 229H21V227L19 228ZM23 229V228H22ZM25 229H26V227H25ZM112 229L114 230L113 231V234H115V233H117L116 231V229H114L113 227H112ZM16 231L18 230V228L17 229H15ZM15 230H14V232H15ZM26 230H29L30 231V229H26ZM106 230H104V231H106ZM110 230H111V228H110ZM3 231L5 232V231H8V232H11L12 233V231H10V230H7L6 228H4L3 229ZM19 231V230H18ZM18 231H17V233H18ZM103 231V232H104ZM164 231V230H163ZM0 232H2V230L0 231ZM20 232V231H19ZM24 233V234H26V232H24V230L23 231H21V233ZM72 232V233H71ZM99 232L97 231V233L98 234H94V237L96 236V235H99ZM106 232H108L107 234H109V235H111L110 233H112L111 231L109 232V231H106ZM115 232V233H114ZM120 233L122 232V231H119ZM138 232V233H137ZM159 232V231H158ZM16 233V232H15ZM14 233V234H15ZM16 233V234H17ZM27 233V234H28ZM124 233H122V234H120V236H117V237H114V236H111L110 238H113V240L115 241V242H111L112 244L113 243H115L116 244V249L118 250V251H120L119 253H121L122 252V250H125L126 248V243H129L130 245H132V244H134V243H131V242H124L125 244H123V242H122V240L123 239H121V235H123ZM163 233V232H162ZM161 232L160 233H157L158 235H162V236H160V237H165L164 236V234H162ZM165 233V232H164ZM3 234H5V233H3ZM15 234V235H16ZM107 234L105 235V236H103V238L104 237H106V238H104V240L105 241H107ZM167 233H165V235H166ZM2 235V233L0 234V236ZM7 235H10V234H6V235H4V236H7ZM15 235H12L13 237H15ZM17 235H19V233L17 234ZM23 235V234H22ZM86 235H88V237H86ZM103 235V234H102ZM108 235V236H109ZM116 235V234H115ZM118 235V234H117ZM11 236V237H12ZM21 236V235H20ZM24 236V235H23ZM91 236L93 237V235L91 234ZM9 237V236H8ZM12 237V238H13ZM17 238V240H20V242L22 241L21 239V237H18V236H16ZM75 237V236H74ZM98 237V236H97ZM122 237H125V234H124V236H122ZM20 238V239H19ZM89 238V239H88ZM102 238V237H101ZM101 238L99 239L100 241H101ZM166 238V237H165ZM164 238V239H165ZM16 239H14V240H16ZM98 239H96L95 240V243H97L98 241ZM17 240L16 241H14L15 242V244L17 245ZM76 240H74V242H76ZM103 240V239H102ZM97 241V242H96ZM105 241H102V242H105ZM111 241H112V239H111ZM133 241H136V243H140V242H137V240H133ZM144 241H146V239H144ZM74 242L73 243H71L72 245H74ZM78 242H76L77 244H78ZM82 242V241H81ZM101 242V243H102ZM25 243H22V244H25ZM68 243V244H67ZM76 243H75V245H76ZM91 243V244H92ZM101 243H99V245H101ZM109 242H105V244H108ZM146 243H148V241H146ZM22 244H20V245H22ZM65 244H67V245H65ZM79 244L81 245L82 243H80L79 242ZM104 243L102 244L103 246L105 245ZM128 244V245H129ZM144 244V243H143ZM15 245V246H16ZM18 245H19V243H18ZM63 245V246H62ZM65 245V246H64ZM75 245H74V247H75ZM85 245H87V244H84V246ZM92 245H94V244H92ZM91 245V246H92ZM95 245H97V244H95ZM124 245H125V247H124ZM135 246H136V244H134ZM134 245H132V247L131 246H127V248L128 247H131V248H135V247H133ZM14 246V247H15ZM22 246H24V245H22ZM66 246H68V247H66ZM103 246H101V247H103ZM111 246H113V245H111ZM111 246H110V244H109V247H104L103 249H112L113 250V252H116L117 250H115V249H113V247L111 248ZM19 247V246H18ZM71 247V246H70ZM96 248H97V246H95ZM13 248V247H12ZM71 248H73V246L71 247ZM91 249H92V247H90ZM94 248V247H93ZM131 248H128L129 250L131 249ZM23 249H26L25 247L23 248ZM31 249V250H30ZM97 249H100V246H99V248H97ZM94 250V249H93ZM109 250H107V252L109 251ZM111 250V251H112ZM134 250V249H133ZM127 250H125L124 252H126ZM26 252V251H25ZM105 252V251H104ZM130 252H131V250H130ZM133 252V251H132ZM6 253V252H5ZM109 254L111 253L110 251L108 252ZM127 253V252H126ZM8 254V255H7ZM7 254H5V255H7V258L9 259V257H10V255L11 254H9V253H7ZM16 254V253H15ZM22 254V253H21ZM32 254V256H34L35 254L32 252H30V255ZM61 254V253H60ZM59 254V255H60ZM94 254V253H93ZM106 254V253H105ZM117 254V253H116ZM23 255H25L24 253H23ZM30 255H28V257L30 256ZM110 255H112V254H110ZM113 255H114V253H113ZM121 255V254H120ZM16 256V255H15ZM14 256V257H15ZM27 255H25L24 257H25V261H24V259H22L21 258V261H24V264H25V262H27L28 263V259H27V257H26ZM58 256V255H57ZM13 257V256H12ZM20 257V253H19V256L18 257H15V258H19ZM23 257V256H22ZM23 257V258H24ZM117 257V256H116ZM29 258H31V257H29ZM35 258H37L36 256H35ZM35 258H33L34 260H35ZM49 258V259H50ZM12 259H14V258H12ZM12 259H10V260H12ZM27 259V260H26ZM39 259V258H38ZM37 259V260H38ZM49 259H47V260H49ZM32 260V259H31ZM42 260H44V259H42L41 258V260H38L39 262L40 261H42ZM46 260V259H45ZM57 260V259H56ZM14 261H16V259L14 260ZM18 261H19V259H18ZM37 261V262H38ZM10 262V261H9ZM17 262V261H16ZM16 262H13V263H16ZM31 262V261H30ZM33 262V261H32ZM18 264L20 263V261L19 262H17ZM16 263V264H17ZM21 263H23V262H21ZM29 264V263H28ZM31 264V263H30Z\"/></svg>", "mask_w": 264, "mask_h": 264}, {"label": "built area", "instance_id": "obj_4", "mask_svg": "<svg viewBox=\"0 0 264 264\" xmlns=\"http://www.w3.org/2000/svg\"><path fill=\"white\" fill-rule=\"evenodd\" d=\"M245 1V0H243ZM242 0H220L218 3L204 0L202 1V7L208 8V10H214L216 8L222 7L225 11L229 10L231 12H237L244 8H240L239 5L243 3V5H246ZM234 4V6H233ZM248 6V5H247ZM250 6V4H249Z\"/></svg>", "mask_w": 264, "mask_h": 264}]
</instances>
